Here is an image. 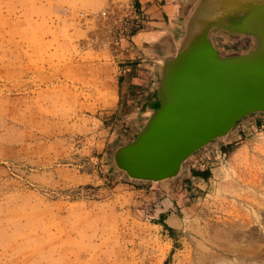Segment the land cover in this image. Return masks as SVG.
Returning a JSON list of instances; mask_svg holds the SVG:
<instances>
[{
  "label": "rangeland",
  "instance_id": "obj_1",
  "mask_svg": "<svg viewBox=\"0 0 264 264\" xmlns=\"http://www.w3.org/2000/svg\"><path fill=\"white\" fill-rule=\"evenodd\" d=\"M177 1L179 14L194 2ZM161 10L149 19L132 0H0V264H264V113L172 180L135 181L112 164L145 120L114 109L119 56L146 21L167 25ZM219 35L221 57L256 48Z\"/></svg>",
  "mask_w": 264,
  "mask_h": 264
},
{
  "label": "water",
  "instance_id": "obj_2",
  "mask_svg": "<svg viewBox=\"0 0 264 264\" xmlns=\"http://www.w3.org/2000/svg\"><path fill=\"white\" fill-rule=\"evenodd\" d=\"M180 15L174 53L161 61L156 104L140 112L145 120L112 153L113 166L135 181L172 180L193 153L264 113V0H194ZM218 30L249 36L256 48L221 57L208 41Z\"/></svg>",
  "mask_w": 264,
  "mask_h": 264
},
{
  "label": "crops",
  "instance_id": "obj_3",
  "mask_svg": "<svg viewBox=\"0 0 264 264\" xmlns=\"http://www.w3.org/2000/svg\"><path fill=\"white\" fill-rule=\"evenodd\" d=\"M132 6L134 11L151 14L149 19L156 17L153 11L160 8L162 9L160 13L164 15L168 23L165 25L158 20L146 21L145 24L150 27L130 36L124 53L119 56L121 61L118 62L119 66L116 68L117 96L114 109L123 116L133 112L135 114L147 111L155 106V86L160 78L161 61L173 55L176 41L183 27L179 24V20L183 23V18L177 11L181 2L177 0H132ZM213 34H220L222 37L230 36L219 30L213 31L208 35L211 45L213 43L210 37ZM139 115L142 116V113ZM254 127H256V122H254ZM192 178L203 180L199 177ZM169 219L172 220L171 217Z\"/></svg>",
  "mask_w": 264,
  "mask_h": 264
},
{
  "label": "built area",
  "instance_id": "obj_4",
  "mask_svg": "<svg viewBox=\"0 0 264 264\" xmlns=\"http://www.w3.org/2000/svg\"><path fill=\"white\" fill-rule=\"evenodd\" d=\"M130 18H129V23H130V26L133 24L132 21L133 20H136L137 22V17L134 16V14L132 12H128ZM107 15H108V12L107 11H101L99 14H98V17H100L101 19H106L107 18ZM79 17H81L83 20H92L93 17L92 16H82L81 14H79Z\"/></svg>",
  "mask_w": 264,
  "mask_h": 264
},
{
  "label": "trees",
  "instance_id": "obj_5",
  "mask_svg": "<svg viewBox=\"0 0 264 264\" xmlns=\"http://www.w3.org/2000/svg\"><path fill=\"white\" fill-rule=\"evenodd\" d=\"M207 175H208L207 172H197V171L192 172V174H191L192 177H199V178H201L203 180L208 177Z\"/></svg>",
  "mask_w": 264,
  "mask_h": 264
}]
</instances>
